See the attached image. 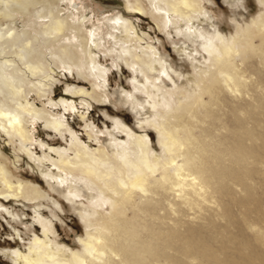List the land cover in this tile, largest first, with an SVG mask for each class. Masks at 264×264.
I'll return each mask as SVG.
<instances>
[{"label":"bare ground","instance_id":"bare-ground-1","mask_svg":"<svg viewBox=\"0 0 264 264\" xmlns=\"http://www.w3.org/2000/svg\"><path fill=\"white\" fill-rule=\"evenodd\" d=\"M63 2L0 0V137L17 142L27 155L31 152L26 145L33 141L29 122L43 119L56 132L68 128L61 118L37 109L30 102V94L23 89L26 83L36 80L32 85L44 93L53 84L54 68L62 65L68 69L75 66L84 77V70H89L92 76L104 80V71L98 68L91 51L92 46H99L98 40L91 32H84L86 17L82 14L76 18L70 10L63 16ZM259 2L263 13L244 30L239 29L243 36L237 35L230 42L218 34L206 39L204 50L210 60L198 75L196 89L176 97L174 104L151 123L157 131L161 155L153 151L145 134L133 136L122 126L127 141L112 143V153L103 149L91 151L71 134L73 157L56 152L55 166L64 174L94 186L101 197L98 199L108 203L109 212L95 207L85 214L86 233L80 241V252L70 253L53 243L49 237L52 225L46 223L42 227L43 237H34L26 253L13 252L14 264H153L165 260L163 250L175 246L174 241L181 234L172 231V242L167 235L155 238L146 225V217L161 219L160 210L165 215L170 211L198 212L202 205L213 203L212 192L222 193L229 187L228 182L244 185L251 174L245 163L255 150L244 145L239 133L241 121L236 118V128L219 138L214 127L220 122V107L230 103L231 97L248 93L254 83L249 71L253 69L263 76L264 71L252 61L257 59L264 69V0ZM124 3L129 16L146 15L139 0L133 5L128 0ZM149 3L152 20L161 21L155 23L158 29L171 24L180 32V24L194 27V22L205 15L200 0H149ZM17 18L21 19L20 30L15 27ZM187 24L184 27L190 32ZM131 27L125 19L115 21L114 29L121 34V56L130 58L127 64L138 67L145 77L155 70L154 63L163 71L155 49L150 45L141 48L137 29ZM193 30L200 34L196 27ZM94 69L96 75L92 73ZM70 92L87 95L82 88ZM11 180L12 175L0 161V208L11 200L33 202L42 198L38 188L19 181L13 184ZM187 233L196 235L193 230ZM248 258L251 256L243 259L242 264H250Z\"/></svg>","mask_w":264,"mask_h":264},{"label":"rangeland","instance_id":"rangeland-1","mask_svg":"<svg viewBox=\"0 0 264 264\" xmlns=\"http://www.w3.org/2000/svg\"><path fill=\"white\" fill-rule=\"evenodd\" d=\"M139 1L146 12L143 17L126 14L124 0H64L62 3L63 16L70 10L76 18L82 14L86 17L84 32H91L98 40L99 46H92L91 51L98 68L104 71V80L92 76L89 70H84V77L75 66L68 69L62 65L54 68L53 84L44 93L32 85L36 80L23 87L37 109L61 118L68 130L53 131L43 119L29 122L33 140L26 145L29 155L19 149L17 142L0 137V161L12 175V183L19 181L36 187L42 195L38 201L17 199L3 203L0 264H14L13 252L26 253L34 237H43L42 227L46 223L52 225L49 237L53 243L70 253L80 252V241L86 233L85 214H90L95 207L108 213L109 206L98 199L97 190L86 180L72 178L56 168V152L72 158L74 149L70 142L74 134L87 149L112 153V143L127 141L122 126L133 136L145 134L153 151L161 155L157 131L151 123L174 104L176 97L196 89L198 75L210 60L204 50L206 39L218 34L230 42L237 35L243 36L239 29L244 30L263 13L259 0H200L205 15L194 22V27L180 24L178 32L171 24L158 29L155 23L161 21L152 20L149 0ZM128 3L133 5L135 0ZM117 18L125 19L132 24V29H137L141 48L150 45L155 49L163 71L154 63L155 70L145 77L138 67L127 64L130 58L121 56V34L114 29ZM184 24L191 28L190 32ZM15 27L21 29L20 18L16 19ZM195 27L199 35L193 30ZM252 61L264 71L257 59ZM249 72L253 85L247 94L231 97L230 103L220 107V122L215 125L214 133L218 138L228 135L229 130L236 128L235 119L241 121L239 133L244 145L255 150L245 163L251 174L243 186L228 182L229 187L222 193L212 192L214 205L204 204L198 212L170 211L165 215L160 210L161 219L146 217V225L155 238L167 235V240L172 242V231L181 234L174 241L175 246L163 250L165 260L153 264H242L249 255L250 264H264V72L263 76L253 69ZM92 73L96 75L97 70ZM79 88L87 95L70 92ZM188 230L195 231L196 235L190 236Z\"/></svg>","mask_w":264,"mask_h":264}]
</instances>
